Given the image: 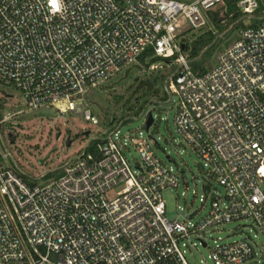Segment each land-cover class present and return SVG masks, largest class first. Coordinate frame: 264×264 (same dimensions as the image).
Masks as SVG:
<instances>
[{"label": "built area", "instance_id": "built-area-1", "mask_svg": "<svg viewBox=\"0 0 264 264\" xmlns=\"http://www.w3.org/2000/svg\"><path fill=\"white\" fill-rule=\"evenodd\" d=\"M260 3L239 0L243 20ZM220 4L0 0V264H190L185 254L196 244L208 249L211 264H264L251 239L255 229L264 238V22L240 29L202 75L192 72L177 39L183 21L201 30L207 11ZM147 49L161 59L177 55V71L164 84L177 98L175 129L201 159L208 190L210 182L224 190L204 195L210 207L197 221L165 215L162 193L178 188L184 175L156 155L151 128L143 123L123 137L116 120L100 131L84 100ZM46 110L83 117L97 133L61 176L30 185L8 164L11 133L4 128ZM125 139L139 156L135 167ZM243 221L252 230L244 228L241 239L208 245L211 232Z\"/></svg>", "mask_w": 264, "mask_h": 264}, {"label": "rangeland", "instance_id": "rangeland-1", "mask_svg": "<svg viewBox=\"0 0 264 264\" xmlns=\"http://www.w3.org/2000/svg\"><path fill=\"white\" fill-rule=\"evenodd\" d=\"M222 7L223 3L215 7L213 11H220ZM222 13L221 11L219 14ZM245 23L247 24L248 21ZM185 27L183 21L181 28L184 32L187 31ZM200 33L201 31H189L187 36L192 41ZM236 34L237 32H232L228 38L219 43L211 57V63L214 62L216 53L234 40ZM223 35H219L218 38H222ZM171 65L172 63L163 60L150 65L148 68L144 66L140 70L132 68L126 80H121L123 74L112 79L111 82L119 83L115 90L101 87L99 90L87 93L84 100L89 110L100 122L98 129L103 131L107 123L124 117L129 106L134 105V102L138 100L135 89L139 84L145 80L151 83L150 94L159 97L158 104H145L144 100L149 101V99L147 97L142 98L143 91L139 94L141 98L138 102L140 105L145 104L146 111L153 112L156 122L160 121L156 129L154 126L150 129V133L159 145V147H155L156 155L167 166L184 175L178 188L166 189L162 193L165 215L168 220L178 219L182 221L184 215L188 214L192 215V221H197L207 214L210 207V199L204 195H223L224 190L215 182H210V189L208 190L207 179L201 168V159L184 142L175 129L174 116L177 98L175 95L169 97L160 81V77H166L169 74L172 76L177 71L178 66ZM155 89L157 94L153 92ZM140 116L132 117V120L124 123L119 128V135L125 137L132 132L141 131L145 117ZM4 130L10 131L12 135L8 138V142H5V148L10 154L8 164L16 166L23 174L36 179L44 178L54 170H61L64 163L76 155L86 141L94 133H97L96 127L90 126L83 117L70 113L64 115L57 113L55 117L37 118L36 113L31 112L24 117L16 118L10 125H6ZM69 138L72 140L67 147L66 141ZM125 142L127 143V150H124L125 156L131 166L135 167V163H139V156L126 139ZM202 197H205L204 200ZM244 228L252 230L248 221L224 224L217 231L210 233V238L207 240L208 245L214 246V241L220 244L237 241L241 239L242 233L245 231ZM251 239L257 249L264 253V238L261 233L256 229L253 230ZM196 246L195 248L190 247L186 251L185 255L189 263L211 264L208 258V249L198 244Z\"/></svg>", "mask_w": 264, "mask_h": 264}, {"label": "trees", "instance_id": "trees-1", "mask_svg": "<svg viewBox=\"0 0 264 264\" xmlns=\"http://www.w3.org/2000/svg\"><path fill=\"white\" fill-rule=\"evenodd\" d=\"M239 0H222L223 7L220 9V11L214 12L213 9L207 11L206 18H207V25L201 30V33L199 36H197L194 40L190 41L189 37L187 36V33L189 31H193L192 29H187V31L181 32L177 39L180 43V50L183 55L187 57V60L190 64L191 70L195 75H202L206 73L211 67L213 66V63H211V57L218 47L219 43L225 39L228 38V36L232 32H238L240 29L245 28L246 26H256L264 22V0L263 3H260L259 9L254 13V17L250 20H246L244 18V15L239 11L237 7V3ZM215 9V8H214ZM223 12L221 15L220 12ZM248 21L249 24L246 25L245 22ZM224 34L222 38H218L219 35ZM215 41L214 45L210 47L206 53L202 54V51L211 45ZM177 55H174L170 59H161L158 57H155L153 55L152 49H147L144 53L140 55L138 58V66L142 68L144 67H150V65L159 62V61H166L167 63H172L171 66H176L175 59ZM171 77L170 74L166 77H160L161 82L164 85L165 82L168 80V78ZM147 86L145 84V81H142L139 86L135 89V93L138 95V100L134 102V105H130L127 113L124 117H121L117 120L118 123H126L129 120H132L131 118H136L140 115H142L146 111V107H144L145 104H158L160 101L159 97L155 98L154 100L149 99L150 96L147 92ZM143 91V97H147L149 101L146 99L144 100L145 104L140 105L139 104V98L141 92ZM154 93H158L156 89L153 91ZM151 95V94H150ZM154 97L156 95H153ZM151 102V103H150ZM160 121L158 120L155 122L154 129L158 127V123ZM110 124V123H109ZM153 136V135H152ZM95 145V141L90 142L87 146V151H92ZM155 147H159L158 143L155 142ZM62 174L61 170H54L50 173H48L43 179H51V178H58ZM22 179L30 184L34 185L37 182V179L29 177L24 174H20Z\"/></svg>", "mask_w": 264, "mask_h": 264}, {"label": "water", "instance_id": "water-1", "mask_svg": "<svg viewBox=\"0 0 264 264\" xmlns=\"http://www.w3.org/2000/svg\"><path fill=\"white\" fill-rule=\"evenodd\" d=\"M214 43H215V41H214L211 45H209L208 47H206V48L202 51V54L206 53V51H207L210 47H212V46L214 45ZM133 68H136V69H138V70L141 69L138 65H135ZM131 69H132V68H129V69H127V70L124 72L123 77H122L121 80H124V79H126V78L128 77V75H129ZM121 80H120V81H121ZM145 84H146V86H147V91H150V90H151V87H152L151 83H149L148 80H145ZM2 103H4V101H3ZM150 103H151V102H150ZM152 115H153V114H152L151 111H147V112H146V119H145V122H144V129H145V131H149V129L151 128V126H152V124H153V122H154V119H153V116H152ZM36 116H37V118H44V117H55L56 115H55L52 111H50V110H46V111H42V112L38 113ZM11 136H12V135L9 134V137H11ZM69 142H70L69 140L66 141V145H67V147H69ZM167 158H168V157H167Z\"/></svg>", "mask_w": 264, "mask_h": 264}, {"label": "flooded vegetation", "instance_id": "flooded-vegetation-1", "mask_svg": "<svg viewBox=\"0 0 264 264\" xmlns=\"http://www.w3.org/2000/svg\"><path fill=\"white\" fill-rule=\"evenodd\" d=\"M130 73H131V71H130ZM130 73H129V75H130ZM129 75H128V77H129ZM128 77H127V78H128ZM127 78H126V79H127ZM126 79H125V80H126ZM136 80H137V79H136ZM122 81H123V80H122ZM118 84H119V83H113V82H111V83L107 84L105 87H108L110 90H115ZM153 91H154V90H153ZM148 93H150V91H149ZM149 96H150L149 99H151V100H154L155 98H157V96H155V98H154V96H151L150 94H149ZM155 100H156V99H155ZM68 140L70 141V140H72V139L69 138Z\"/></svg>", "mask_w": 264, "mask_h": 264}, {"label": "clouds", "instance_id": "clouds-1", "mask_svg": "<svg viewBox=\"0 0 264 264\" xmlns=\"http://www.w3.org/2000/svg\"><path fill=\"white\" fill-rule=\"evenodd\" d=\"M56 2H57V0H53V7L56 6Z\"/></svg>", "mask_w": 264, "mask_h": 264}]
</instances>
